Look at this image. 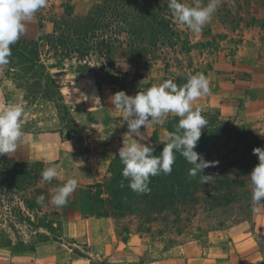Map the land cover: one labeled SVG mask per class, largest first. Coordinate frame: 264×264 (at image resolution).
I'll list each match as a JSON object with an SVG mask.
<instances>
[{
	"label": "crops",
	"instance_id": "0c3cea01",
	"mask_svg": "<svg viewBox=\"0 0 264 264\" xmlns=\"http://www.w3.org/2000/svg\"><path fill=\"white\" fill-rule=\"evenodd\" d=\"M97 1L48 0L47 7L27 25L25 37L51 35L65 18L87 16ZM243 4V11L235 8L229 17H213L199 34L179 28L191 42L187 55L189 73H204L210 80V94L196 101L194 107H201L204 115L213 113L217 121L231 122L254 134L258 147L264 149V8L254 10L251 4ZM165 73L166 70L151 69L147 85L126 94L135 96L159 85L165 81ZM72 77L77 83L70 85L63 79L61 91L82 92L87 99L89 119L83 130L89 149L73 139L64 141L60 134L36 140L25 138L13 159L19 163L58 164L63 173L71 172L78 185L84 187L108 176L129 129L122 112L115 109L110 99L119 92L117 89L109 86L99 91L90 75ZM173 116L169 114L163 125L147 129L141 126L147 138L141 142L151 146L164 144L171 133L168 121ZM256 207L250 228L213 232L205 241L175 245L150 261H145L151 251L149 241L140 233L131 231L121 236L114 217L83 216L74 208L63 222L62 238L42 241L28 251L0 247V264H264V204Z\"/></svg>",
	"mask_w": 264,
	"mask_h": 264
},
{
	"label": "rangeland",
	"instance_id": "374dc122",
	"mask_svg": "<svg viewBox=\"0 0 264 264\" xmlns=\"http://www.w3.org/2000/svg\"><path fill=\"white\" fill-rule=\"evenodd\" d=\"M243 1L251 4L254 10L264 8V0H224L214 17L217 18L219 15L229 17L230 10L235 11V8H238V11H243ZM103 2L104 0L97 1L98 4ZM186 2L191 4L192 0H186ZM207 2L208 0H204L205 5ZM229 6L232 9H229ZM175 22V32L179 35L180 41L174 48L177 55L167 49L168 58H172V67L165 73V81L169 79L175 83L180 81L176 84L182 86L184 85V75L182 76V74L189 75L188 54L182 52V49L185 48L182 42L186 40L188 35L179 28L178 22ZM25 36L26 34H22L20 39L26 38ZM123 37L128 44L130 42L129 37L127 35ZM144 37L148 41L139 42V50L134 53L137 58L135 61L128 52L126 43L123 48L117 47L114 50V67L107 71L106 76H100L99 70L102 65L96 59L93 63L92 73H89V70L83 67L84 64L78 65L75 60H67L57 68L51 69L50 76L60 90L61 96L51 97L46 94L33 103L30 102L31 99H27L29 95L27 93L28 85L21 80V73L9 64L0 66V109L10 103L23 102L29 111V119L23 126L27 139L36 140L42 136L60 134L64 141L73 139L88 150L87 144L89 142H85L84 136L86 133L83 130V126L89 119L85 107L87 99L82 95V92L63 93L61 91L62 80H66L71 85L73 82L77 83L72 74L90 75L93 77V82L99 91L109 86L126 93L141 89V87L147 85L145 82L151 69L165 70V63L160 60L151 64L152 66L147 65V59L150 58V55H159L163 53V49L160 46H157L159 51L157 48H153L151 44L152 37L148 33ZM181 53L182 55H179ZM176 58L182 61L179 62ZM54 62V60H49L48 65H52ZM63 74L67 77H63ZM75 89L77 90V88ZM204 117L216 120V115L213 113L205 114ZM216 128H221L223 135L222 141L219 140V143L214 147V159L225 170H228L229 163L233 161L232 169L235 175V184L207 185V188L200 194L198 204L181 212L169 213L167 220L161 218L159 222L145 225L141 223L138 217L132 215L115 218L121 236L134 231L140 233L142 237L149 241V250L151 251L145 256V261L160 258L165 250L175 245L191 240L205 241V238L213 232L232 231L238 227H251L253 205L248 176L259 163L258 155L253 154V150L259 148V142L254 134L235 127L231 122L216 121L212 127L207 129L214 131ZM229 131H233L235 137H243L244 141L236 146L235 142L229 141ZM9 157L13 159L14 152L10 153ZM32 163L37 168V175L40 179L41 173L46 167L56 165L44 162ZM62 174L64 177L62 180L54 179L51 182L44 183L40 181L35 185L28 193V197L32 201L31 204H27L25 200L21 201L18 197L15 199L13 206H19L23 210L25 214L23 218L12 214L11 208L7 204H0V247L14 248L17 251L32 250L35 245L42 241L62 238V225L69 214V210L72 211L74 208L82 207L84 212H97L93 210L97 204V191L91 188L97 183L84 187L78 185L69 197L68 203L62 207L54 206L49 202L51 195L54 193L51 188L56 189L62 186L67 179L73 178L71 172H62ZM109 178L110 173L101 182L104 183ZM39 196L45 197L43 205L37 203V197ZM104 197H107V195H104ZM70 199L75 201L72 200L73 202H71ZM101 210L102 212L111 213L106 206Z\"/></svg>",
	"mask_w": 264,
	"mask_h": 264
},
{
	"label": "trees",
	"instance_id": "16d2710c",
	"mask_svg": "<svg viewBox=\"0 0 264 264\" xmlns=\"http://www.w3.org/2000/svg\"><path fill=\"white\" fill-rule=\"evenodd\" d=\"M168 3L169 0H104L102 4L95 5L87 16L65 18L51 35L19 39L11 46L9 65L21 73V80L28 85L27 99H31L30 102L33 103L46 94L51 97L61 96L50 76L51 69L57 68L67 60H75L78 65L84 64L83 67L92 73L96 59L102 65L100 76H106L107 71L114 67V50L117 47L123 48L126 43L123 36L129 37L130 42L126 43V46L135 61L137 58L134 53L139 50V42H147L144 36L148 33L152 37L153 48L160 46L163 53L154 56L151 54L147 65L152 66L151 64L160 60L165 63V70L168 72L172 67V58H168L167 49L177 55L174 48L180 41ZM182 44L185 46L182 52L188 54L192 49L188 37ZM49 60H54V64L48 65ZM176 60L182 61L179 58ZM189 75L182 74L183 84L187 82ZM179 119L178 116L169 118L168 127L171 133L176 131ZM205 119L207 126L203 129L195 149L204 160L211 162L204 174H215L217 179L214 184H235L233 161L229 163L228 170H225L214 159L213 150L221 140L223 131L221 128L208 130L217 119ZM228 138L229 141L235 142L236 146L244 141L243 137H235L233 131L228 132ZM164 146L154 145L153 155H160ZM123 167L120 158H117L111 164L110 178L104 183L99 182L91 186L97 191V204L96 207L93 206V210L97 212H84L82 207H77L83 216L116 218L132 215L138 217L141 223L149 225L159 222L161 218L167 220L171 212H181L194 207L199 202L200 194L207 188V185L199 182L200 175L189 176L188 170L192 165L178 152L170 175L161 173L150 177L151 191L148 193H137L129 187V180L122 175ZM40 181L33 163H19L7 154L0 155V204H7L12 214L21 218L25 216L19 206H13L15 199L18 197L21 201L25 200L27 204H31L28 193ZM105 206L111 213L102 212L101 209Z\"/></svg>",
	"mask_w": 264,
	"mask_h": 264
},
{
	"label": "clouds",
	"instance_id": "9594fccd",
	"mask_svg": "<svg viewBox=\"0 0 264 264\" xmlns=\"http://www.w3.org/2000/svg\"><path fill=\"white\" fill-rule=\"evenodd\" d=\"M223 2L224 0H208L205 5L204 0H192L191 4L186 0H169L168 7L179 26L199 34L212 21ZM47 5L48 0H0V66L10 63L11 46L18 42L34 16ZM210 92L209 78L204 73H197L190 74L182 86L169 79L159 85L154 84L147 90H141L135 96L119 91L110 98L115 109L122 112L123 122H127L129 129L118 155L124 165L122 175L129 180V187L133 191L148 193L151 191L150 177L161 173L170 175L177 152L192 165L188 170L190 177L200 175V183L214 184L217 176L204 174L211 162L204 160L195 150L202 131L207 126V120L202 114V108L194 105ZM169 114L180 117L176 131L165 137L161 154L153 155L154 147L141 142L147 139L141 132V126L147 129L152 125H163ZM28 119L29 111L23 102L10 103L0 109V155L15 152L24 141L27 134L23 126ZM253 154L258 155L259 163L248 178L253 210L258 211L256 206L264 204V149L255 148ZM63 178L58 164L46 167L41 173V183ZM77 187V178L67 179L54 190L49 202L57 207L66 205ZM44 201V196L37 197L38 204L43 205Z\"/></svg>",
	"mask_w": 264,
	"mask_h": 264
}]
</instances>
